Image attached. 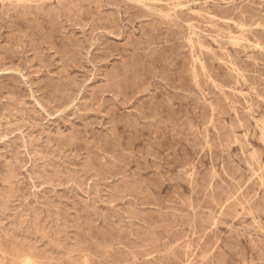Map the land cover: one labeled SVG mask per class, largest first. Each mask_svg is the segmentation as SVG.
Segmentation results:
<instances>
[{"label": "rangeland", "instance_id": "obj_1", "mask_svg": "<svg viewBox=\"0 0 264 264\" xmlns=\"http://www.w3.org/2000/svg\"><path fill=\"white\" fill-rule=\"evenodd\" d=\"M0 264H264V0H0Z\"/></svg>", "mask_w": 264, "mask_h": 264}, {"label": "bare ground", "instance_id": "obj_2", "mask_svg": "<svg viewBox=\"0 0 264 264\" xmlns=\"http://www.w3.org/2000/svg\"><path fill=\"white\" fill-rule=\"evenodd\" d=\"M141 2V1H140Z\"/></svg>", "mask_w": 264, "mask_h": 264}]
</instances>
